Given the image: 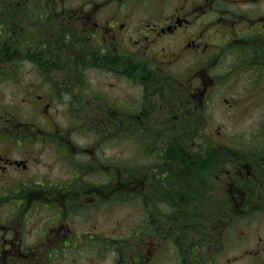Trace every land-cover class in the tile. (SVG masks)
Returning <instances> with one entry per match:
<instances>
[{
  "label": "flooded vegetation",
  "instance_id": "flooded-vegetation-1",
  "mask_svg": "<svg viewBox=\"0 0 264 264\" xmlns=\"http://www.w3.org/2000/svg\"><path fill=\"white\" fill-rule=\"evenodd\" d=\"M168 1L9 0L25 25L0 26V80L25 87L0 112V264H62L105 241L125 242L111 264H161L173 256L172 244L179 264L196 256L210 264L248 210L264 206V139L257 149H245L247 141L194 150L168 144L179 98L186 114L188 103L202 106L226 78L251 72L252 83L264 81V0H178L170 15L155 10ZM187 52L198 58L181 77L171 66ZM228 57L233 73L210 72ZM95 70L135 92L111 99L106 80L76 94L92 91ZM71 90V102L60 97ZM70 112L82 116L63 122ZM81 128L94 135L87 148L73 136ZM111 131L120 150L127 141L139 145L132 165L109 162ZM202 146L217 155L209 165L188 158ZM204 173H212L210 187ZM120 203L133 213L116 219L123 228L111 238L98 224Z\"/></svg>",
  "mask_w": 264,
  "mask_h": 264
},
{
  "label": "rangeland",
  "instance_id": "rangeland-1",
  "mask_svg": "<svg viewBox=\"0 0 264 264\" xmlns=\"http://www.w3.org/2000/svg\"><path fill=\"white\" fill-rule=\"evenodd\" d=\"M181 6V4H178V0H169L168 4L165 5L164 10L162 9V6H154L155 10L163 11L164 16L170 15L173 8ZM188 35L191 33L193 28H186ZM181 37L183 39L182 46L186 44L187 40L184 38L182 34V30H178L176 32V41L180 42L178 40V37ZM188 37V36H187ZM187 39V38H186ZM181 44V43H180ZM178 58V56H177ZM198 58L197 55H192L190 52H187L182 57L178 58V61L175 62L171 68L173 67L175 69V74H179L181 77H184L188 73L191 72V67L195 63V59ZM235 63V60L233 57H228L226 59H222L219 65L215 68H213L210 72L211 73H220V72H230L233 73V69L231 68ZM199 73H201V68L198 69ZM209 72V73H210ZM228 72V73H229ZM93 77L89 80V83L93 86L92 91L88 89H82L80 92L76 94H83L87 96L86 91L95 92L99 89L96 87L98 84H103L104 81H108V85L104 86V90L109 92V97L112 99V97L117 96L122 98L126 95V98L128 97V94L131 92H135L133 86L128 82H119L115 79L111 78V73L107 77H110L109 80L105 77L104 72L100 71H93L92 72ZM251 72H243L241 75L231 76L230 79H225V81H221L219 83V86L213 87L212 91L208 92V95L205 98V102H208V105L204 106L203 109H200L198 107L197 115H194L196 111L192 114H184L185 116H182L178 123H182L183 121L187 122L186 125L190 126L193 124V120L195 119V123L200 122V126L198 129V138L195 140L196 142H189L187 146H191L190 149L194 150L195 145L204 144L203 141L206 139H211L212 143H222L225 142L228 145H234L238 142H245L247 141L248 147L245 149H253L256 148L257 140L258 139H264V81L258 83L254 82L252 83L251 80H254V76L251 77ZM230 76V75H228ZM249 77V78H247ZM4 79V78H3ZM1 80L0 83V112H4L3 106L7 105V102L10 100L11 95L18 96L21 94L22 87H25L24 84L20 81H12L5 79L3 81ZM3 81V82H2ZM257 85H256V84ZM74 92H63L61 93L60 97H65V101L71 102V98ZM181 102L177 103L178 105H181V108L184 105V100L179 98ZM12 107H16L18 104L12 103ZM10 106V104H9ZM8 106V107H9ZM4 113H7L5 111ZM82 114H77L74 112L70 113H62V121H71L74 122L77 121ZM25 117V115H23ZM183 120V121H182ZM198 121V122H197ZM168 128H175L172 123L173 122H167ZM163 125V124H162ZM185 125V126H186ZM191 127V126H190ZM202 127V129H200ZM94 133V132H93ZM92 133V135H93ZM115 132H110L109 138H110V145H109V151H108V158L109 162L113 163L112 161H121L120 163H124L125 165L129 164L132 165L135 158V152L137 150L138 144L134 145L130 141H127L120 150V145L117 142L118 137L113 136ZM76 138H79L78 144L82 145L81 147H88V144H86L87 138L94 137L90 135V132L83 130L81 128V131H77L73 135ZM210 144V143H209ZM185 146V147H187ZM238 146V145H236ZM140 152V163H146L145 157L146 154L143 153V146L141 145ZM196 149V148H195ZM123 152V157H121L118 152ZM40 151V148L38 149ZM230 150L225 151L227 154H229ZM264 154V149L261 150ZM192 153V152H191ZM218 154V153H217ZM206 155H213L207 152ZM216 155V154H215ZM214 156V155H213ZM138 157V156H137ZM217 157V155H216ZM213 158V157H211ZM189 159H195V156L192 155L189 157ZM211 159H207L206 161L201 162V164H210ZM206 167V166H205ZM206 168H211L206 167ZM212 173H205L203 177L205 178L203 180V186L210 187L212 184ZM262 184L256 185L255 187L258 189L261 187ZM261 202L264 203V200ZM113 207H116L113 209ZM248 214L244 215V218H241V220L238 222L240 223L235 228L234 232L231 233V237L229 235V238L231 241H228L225 243L221 249L218 250L217 255L215 257L216 261L211 262L210 264H218L221 259H225L226 264H262L264 263V206L257 210H248ZM255 211V212H254ZM130 213H133L130 210H125L124 206L120 204H116L115 206H111L109 212H107V220L101 221L98 224V229L101 230V227L105 229L104 233L108 234L110 237L119 238L121 234H118V231L123 228V225H121L116 219L127 217ZM130 222H127L125 226H129ZM109 226V233L106 231L107 227ZM221 240V239H220ZM227 240V237L225 241ZM215 241V240H214ZM216 242V241H215ZM103 243V242H102ZM123 245H125V242H119ZM132 243V242H131ZM85 244V243H83ZM106 245H93V250L95 248L98 249V252L93 251L89 256L85 257L79 256V257H69V258H62V264H110L111 260L110 257L112 255V246L109 242L105 243ZM177 246L180 245V241L176 243ZM170 245V244H166ZM97 246V247H96ZM171 246V245H170ZM261 254H256L255 251L257 249L261 250ZM172 249L170 250V254L173 253V256H170V259L164 263L161 264H179L177 261V251L174 249L172 244ZM194 251H198V248L193 247ZM200 252V251H199ZM209 250H203L201 255H207ZM194 254V253H193ZM199 254V253H198ZM176 255V256H175ZM258 255V256H257ZM196 256V254H194ZM179 257V256H178ZM196 256L195 263L198 264L201 263L202 260H198ZM257 257V258H256ZM206 264V263H204ZM209 264V263H208Z\"/></svg>",
  "mask_w": 264,
  "mask_h": 264
},
{
  "label": "trees",
  "instance_id": "trees-1",
  "mask_svg": "<svg viewBox=\"0 0 264 264\" xmlns=\"http://www.w3.org/2000/svg\"><path fill=\"white\" fill-rule=\"evenodd\" d=\"M5 0H0V26H10L12 28H15L17 31L19 30L18 26H20V23H18L17 20V16H18V9H13L12 6H6L5 8ZM18 10V11H17ZM18 28H16V27ZM4 32L5 35H7L6 31H2ZM2 43L0 42V47H1ZM1 50H0V54H1ZM193 120V124L188 126L186 125L187 122L183 121L181 123V130H180V135L178 134L175 137V140H169V145L171 144H178V145H183V146H187V144L189 142H196L195 140L198 138V129L200 126V122L199 123H195V119ZM198 122V121H197ZM186 125V126H185ZM202 129V127L200 128ZM264 136V135H261ZM173 141L175 143H173ZM204 143H210L211 139H206L205 141H203ZM214 148H207V147H200L199 150H195V153L198 154V156H195V159H201L202 162L206 161L207 159H212L211 157L215 158V152L213 150ZM189 149H185L184 150V154L186 155ZM207 152H209L210 154L212 153L213 155H206ZM189 158V157H188ZM188 158H186L188 160ZM202 166H204L203 164H201ZM205 174V173H204Z\"/></svg>",
  "mask_w": 264,
  "mask_h": 264
}]
</instances>
